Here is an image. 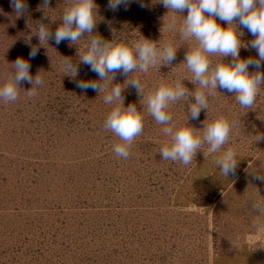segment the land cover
<instances>
[{
  "label": "rangeland",
  "instance_id": "374dc122",
  "mask_svg": "<svg viewBox=\"0 0 264 264\" xmlns=\"http://www.w3.org/2000/svg\"><path fill=\"white\" fill-rule=\"evenodd\" d=\"M72 2L28 0L17 16L10 0H0V83L18 57L43 80L34 96L24 82L16 102L0 101V264H264V212L249 201L264 199V181L253 178V172L264 175V139H256L264 136V87L249 109L235 93L217 89L192 120L188 109L199 85L185 55L196 42L169 29L171 13L160 0L119 11L110 10L108 0H95L91 33L59 46L51 39L41 43L39 27L54 33ZM243 31L248 44L253 37ZM93 38L129 45L148 39L157 47L170 42L176 59L158 62L148 73L115 72L101 80L80 63ZM32 47L39 48L34 59ZM249 56L256 51L241 47L240 57ZM64 59L79 65L76 77L64 74ZM231 59L210 57L213 66ZM134 78L141 90L129 84ZM77 80L98 81L101 90H82ZM177 80L187 95L170 105L172 124L202 130L219 116L233 122L224 148L237 153L235 175L222 174L220 153L209 155L206 145L187 166L161 159L170 137L148 114L146 97L160 83ZM117 85L123 106L135 105L144 115V130L127 159L113 152L119 138L104 128L113 105L103 97Z\"/></svg>",
  "mask_w": 264,
  "mask_h": 264
},
{
  "label": "clouds",
  "instance_id": "9594fccd",
  "mask_svg": "<svg viewBox=\"0 0 264 264\" xmlns=\"http://www.w3.org/2000/svg\"><path fill=\"white\" fill-rule=\"evenodd\" d=\"M131 3L144 6V0H108V8L119 11L127 10ZM171 15L168 18L170 30L178 32L182 38L195 40L196 44L185 55V65L199 87L193 93L194 103L188 109L190 118L197 120L202 110L208 107V97L217 89L235 93L236 100L243 108H252L259 91L264 87V0H160ZM17 16L25 13L28 0H10ZM49 4V0H44ZM186 12L185 16L179 14ZM167 13V14H168ZM177 15L181 23L177 26ZM97 5L95 0H73L62 14L61 25L53 32L41 25L38 38L41 43L51 39L59 46L64 41L77 42L85 33H91L96 26ZM219 21V22H218ZM223 22V25L220 23ZM247 30L253 39L245 44L241 37ZM241 47H250L256 51L255 57H240ZM38 47H32L29 57L35 58ZM231 57L230 62H217L213 66L210 57ZM176 59V48L172 43L157 47L148 39H138L131 45L125 42L109 43L100 38H93L80 55V63L87 65L101 80L109 73L125 74L139 70L148 73L158 62L171 64ZM13 70L7 79L0 83V101L14 103L18 100L19 90L24 82L32 85L30 95H36L43 80L39 75L31 74V64L18 57L12 64ZM254 68L255 71H250ZM64 74L76 77L79 65L70 59L62 62ZM114 79V77H113ZM76 87L82 90H101V84L95 80H77ZM129 84L141 90L139 79H132ZM122 88L111 87L103 99L105 104L113 105L108 113L104 128L114 133L118 143L113 152L123 159L130 155V149L136 137L144 130V115L135 105L123 106ZM187 95L186 88L179 80L172 83H160L146 97L148 114L160 125L162 132L170 140L160 150L161 159L190 165L198 151L206 145L209 155L220 153L216 163L225 177L235 175L237 153L234 148H224L235 126L225 116H219L204 125L202 130L172 124L170 105ZM257 140L264 136H256ZM253 178L264 181V175L253 172ZM253 209L264 212V199L250 198ZM260 215V216H261ZM259 216V217H260Z\"/></svg>",
  "mask_w": 264,
  "mask_h": 264
}]
</instances>
